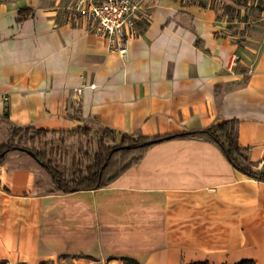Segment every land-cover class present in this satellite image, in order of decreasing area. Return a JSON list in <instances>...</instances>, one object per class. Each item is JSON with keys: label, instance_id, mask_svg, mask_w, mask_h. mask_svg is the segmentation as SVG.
Wrapping results in <instances>:
<instances>
[{"label": "crops", "instance_id": "1", "mask_svg": "<svg viewBox=\"0 0 264 264\" xmlns=\"http://www.w3.org/2000/svg\"><path fill=\"white\" fill-rule=\"evenodd\" d=\"M73 2L0 0V146L7 124L155 138L237 120L264 171V45L240 58L211 0H145L126 59L73 21ZM53 187L28 154L0 165L1 261L264 264V182L208 137L155 145L104 189Z\"/></svg>", "mask_w": 264, "mask_h": 264}, {"label": "trees", "instance_id": "2", "mask_svg": "<svg viewBox=\"0 0 264 264\" xmlns=\"http://www.w3.org/2000/svg\"><path fill=\"white\" fill-rule=\"evenodd\" d=\"M238 124L239 121L237 120H228L202 131L184 132L172 136L155 138L145 137L140 134H119L113 130L104 129V137L98 151L93 154L87 153L84 156L90 166L85 171L75 172L72 177H68L65 172L53 166L48 161L46 152L38 151L33 146L40 138H46L49 135L79 137L89 135V130L79 127L70 132H51L31 127H15L7 124L9 128V141L0 146V165L6 163L8 156L12 153H25L30 155L51 178L54 184L52 192L70 194L82 191H95L112 185L123 173L137 164L150 148L167 141V138L172 140L208 137L220 147L235 169L254 180L264 182V171H254L239 146ZM119 137H121L120 142L118 141ZM106 142L113 146H106ZM118 165L121 166L118 167ZM192 264L209 263L200 262ZM237 264H254V262L243 260Z\"/></svg>", "mask_w": 264, "mask_h": 264}, {"label": "rangeland", "instance_id": "3", "mask_svg": "<svg viewBox=\"0 0 264 264\" xmlns=\"http://www.w3.org/2000/svg\"><path fill=\"white\" fill-rule=\"evenodd\" d=\"M208 1V0H203ZM212 6L222 11L220 18L225 19L226 31L239 46V57L251 63L264 45V0H211ZM89 135L67 137L49 135L40 138L33 146L46 152L53 166L72 177L77 171H85L90 164L84 158L87 153H96L101 146L104 130L98 131L84 127ZM121 141V137L118 138ZM106 146H113L105 143ZM121 165H118V167ZM54 188V187H53ZM0 264H10L1 262ZM41 264H87L75 262L72 258L60 256L53 261Z\"/></svg>", "mask_w": 264, "mask_h": 264}, {"label": "built area", "instance_id": "4", "mask_svg": "<svg viewBox=\"0 0 264 264\" xmlns=\"http://www.w3.org/2000/svg\"><path fill=\"white\" fill-rule=\"evenodd\" d=\"M71 12L73 21L81 22L128 59L129 42L139 36L138 21L145 13V0H74Z\"/></svg>", "mask_w": 264, "mask_h": 264}, {"label": "water", "instance_id": "5", "mask_svg": "<svg viewBox=\"0 0 264 264\" xmlns=\"http://www.w3.org/2000/svg\"><path fill=\"white\" fill-rule=\"evenodd\" d=\"M166 140H170V138H167Z\"/></svg>", "mask_w": 264, "mask_h": 264}]
</instances>
